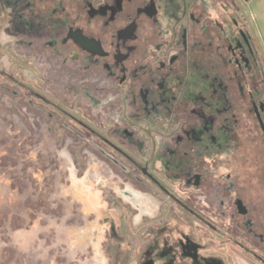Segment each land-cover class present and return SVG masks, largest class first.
I'll list each match as a JSON object with an SVG mask.
<instances>
[{
    "label": "rangeland",
    "instance_id": "obj_1",
    "mask_svg": "<svg viewBox=\"0 0 264 264\" xmlns=\"http://www.w3.org/2000/svg\"><path fill=\"white\" fill-rule=\"evenodd\" d=\"M82 1L89 11L59 0L65 29L31 33L23 5L0 0V264H161L160 254L168 256L185 236L204 259L264 264V176L257 172L264 171V143L251 129V114L239 110L237 117L238 153L248 161L241 175L249 183L239 187L237 201L230 183L211 185L225 175L232 181L228 168L210 166L187 181L165 175L158 153L200 114L193 110L179 123L161 119L145 84L147 70L187 46L188 32L179 27L177 40L173 34L193 21L187 14L193 4L206 23L241 40L258 82L252 92L248 80L244 91L264 118L263 64L243 16L228 0H135L146 16L128 9L103 30L97 22L104 21L92 23L91 16L115 13L116 5ZM238 1L264 48V0ZM76 6L90 16L76 17ZM135 13V37L120 38L116 31ZM70 30L98 42L100 52L75 47ZM126 46L134 62H126Z\"/></svg>",
    "mask_w": 264,
    "mask_h": 264
},
{
    "label": "trees",
    "instance_id": "obj_2",
    "mask_svg": "<svg viewBox=\"0 0 264 264\" xmlns=\"http://www.w3.org/2000/svg\"><path fill=\"white\" fill-rule=\"evenodd\" d=\"M228 1L235 8L236 12H239L233 0ZM8 2L12 3V0H8ZM13 2H16L18 5H23L24 14L26 12L28 17H32V19L34 20V22L31 21L33 22L32 28H29L30 21L27 16H24L26 17V30L29 32L32 31L31 33H33L35 30L45 31L48 33L54 26L65 29V27L69 24V22L67 21L68 18L67 16H65L64 11L61 10V8L58 6L59 0H13ZM120 3L122 7L130 4L128 0H120ZM75 4L81 5L82 7H86L87 5L82 0H75ZM76 7L72 8L75 9ZM68 8L70 9L71 7ZM75 11L77 14L76 17L78 16L79 19L86 18L88 16L87 11L80 9L79 7H77V10L75 9ZM190 13L195 15V21H198L197 24H189L188 27V39L190 44L194 45V47L185 52L183 54V57H181L179 62L177 63L178 66L176 67V77L178 80V90L176 89V94L185 103H195L201 105L203 102H206L208 104L205 109L211 115L215 116L217 120V124L215 125V127L210 129V136H214V133L219 134V126L221 125L224 118H227L228 120L226 121V125L228 127V131L225 133L227 145L226 149H231L235 155H238V149H240L237 147L239 142L238 130L240 126L237 117L239 115L240 109L238 107L240 106L241 111L246 110L247 113L251 114L252 125L254 126H252L251 129L254 134H257V132L260 133L261 140H263L262 142L264 143V126H262L260 122L261 111H259L258 109L260 108V103H256L255 100H253L252 97H248L246 91H244V85L248 80L250 81L249 91L252 92H255V90L258 88V82L253 79V75H244L240 73L241 68L237 67V62L232 59L230 60L229 51L227 50L229 41L227 38L225 39V37L227 36H225L218 27L212 26L211 23L208 26L206 25L207 27L203 29V25H205L206 22H204L205 18L201 17L203 15L202 12L198 14L197 12L193 13L192 11H190ZM123 15L124 10L122 12H117L114 14L115 17H120ZM102 21H104V23L97 22V26L101 27L103 30H108L110 25L113 26V24L116 23L110 12L106 13L105 19ZM221 47L223 50L227 51L225 54L226 56L224 57L225 66H223V72L222 70L219 71V67H217V65H219L220 63V60L217 57V48L220 49ZM259 60L261 61L260 56ZM214 79L216 81L213 82L212 80ZM218 82H221L224 86H226V89L218 88L216 85V83ZM210 83L214 84L210 86ZM245 98L246 100L248 99L247 102L244 101ZM246 103L250 105H246ZM252 105H254L256 108L255 112ZM221 109H223V113L219 114V111H221ZM243 114L250 118L249 115H246L245 113ZM240 131L244 130L240 129ZM207 141L208 143H210V145L202 147H204L203 149L207 155L206 157L211 158L214 155V151H217V149H222L223 144L221 142L220 144L218 143L219 138L215 139V141H209L208 138ZM199 147H201V144H196L194 148L196 149ZM214 147H216V150ZM248 150H250L248 153H251L252 150L255 151L257 150V148H249ZM195 153L197 154L196 151ZM239 156L240 158L237 157L238 162L236 159L234 163H230L232 166L233 164H236L235 166H237L238 168L239 166L242 167V164L245 165V163H243L245 157L244 154L240 153ZM169 158H167L166 161L168 162L169 166H173L176 161H173L172 156H170ZM257 172H260L261 176L259 177H261L262 179L264 176L262 166H257ZM230 178L236 183H238L239 181L245 182V176H242L233 169L232 172H230ZM250 178H257V176L252 175ZM231 191L236 194L237 201L241 200V197L243 198V196L240 194L238 185L232 187ZM247 219L253 222L251 214H248V218L246 217V221ZM260 222L261 221H258V224H260ZM260 232H262V230H260Z\"/></svg>",
    "mask_w": 264,
    "mask_h": 264
},
{
    "label": "flooded vegetation",
    "instance_id": "obj_3",
    "mask_svg": "<svg viewBox=\"0 0 264 264\" xmlns=\"http://www.w3.org/2000/svg\"><path fill=\"white\" fill-rule=\"evenodd\" d=\"M104 1H105V4L107 7L115 8L114 5H116L115 13L122 12L124 10V15H125L126 10L135 8V12L138 15L146 16L148 14L145 11L144 4H142V2L137 3L139 0L138 1L128 0V2L130 4L123 6L124 8L122 7L120 0H117L119 2V4H118V2H116V0H104ZM133 4H136V6H138V7H136V6L134 7ZM192 5L193 4L187 5V14H188V17L190 16L193 18V21H191V22H190V20L187 22L184 21L180 24V26H178L176 28V32L173 34L174 37H176V40L178 39L179 27L184 30L185 35H186V32L189 33V30H188L189 24H193V23L197 24L198 23V21H195V15L190 13V11H192L193 13L195 12V9L194 10L192 9ZM86 8L88 9L87 6H86ZM88 11H89V9H88ZM107 12H109V11H105L104 14L99 13V12L95 15L93 14L89 21L91 22L94 18H99V19L104 20ZM201 12L202 11H199L197 13L199 14ZM110 13H111V11H110ZM115 13L112 12L111 16L114 18V20L116 22V24L115 23L114 24L116 26L117 23H119L122 16H120V17L116 16L115 17L114 16ZM136 13L133 16L131 15V17H130L133 19V21H134V22L132 21L133 23H130L125 28L118 29L116 31L117 35L120 36V38L131 41L135 37L134 34L136 33V29H137ZM202 13H203V15L201 17L205 18L206 16H204L205 15L204 11ZM88 16H90V15H88ZM92 17H94V18H92ZM178 20L179 19H177V21ZM93 22L94 21H92V23ZM204 22H205V19H204ZM209 23H211V22H209ZM209 23H205V25H203V27H204L203 29H205L208 25H210ZM219 29L223 33L222 29L221 28H219ZM74 32H78L84 37L85 36L88 37V36L86 34H84L82 31L79 32V31L75 30V31L68 32L67 41L71 42L75 47L80 48L69 37V35L71 33H74ZM250 35H251V33H250ZM186 37H187L186 40H188V42L186 43L187 46L185 48L181 47V48L177 49L175 56L170 58V60H168V62L166 64H164V65L160 64L159 68H157L155 70H147L150 73V75H149L150 77L148 78L147 83H145L146 86H148L150 88L152 94L154 95V99L157 101V105H156L157 106L156 107L157 113H156V115L158 117H160L161 119L172 120V121L175 120L179 123L180 122L179 118L181 116L188 115L193 110L200 114V118H198L199 120H197L191 124H188L187 128H185V129L183 128L181 130L184 132H180V134L175 135L174 143H173V146H171V148H169L167 150L166 149L161 150V152L158 153V157L160 158V160H161V162L165 168V175L170 179H178V180L180 179V180H184V181L186 180L187 181V180H190L196 176H200L201 173L206 168H208L210 166L214 169L224 168L226 170V168H228V170L230 172H232V169H233V170H236V172H238L239 174H241V168H242L241 166H239L237 168V166H235L236 164H233V166L230 164L232 162L234 163L236 159L238 162V158H240V156L237 158V156H236L237 154L235 155L231 149H229V150L226 149L227 145H226L225 133L228 131V127L226 125V121L228 119L224 118V120L222 121L221 125L219 126V134L214 133L215 134L214 136H210L209 135L210 129L215 127V125L217 124V120H216L215 116L211 115L205 109L206 106H208V104L206 102H203L201 105L195 104V103L194 104L193 103L192 104L185 103L176 94V91L178 90L177 89L178 80L176 77V73H177L176 67L178 66L177 63L179 62L180 58L183 57V54L185 52H187L192 47H194V45L190 44L189 39H188V35L185 36V38ZM226 38L229 41V46H228L227 50L229 51L230 60L232 59V60H235V62H237V67L241 68L240 73H242L244 75H246V74L253 75L254 72H253V67L251 66L252 64H249V62H248L247 54L245 53V50H244L242 43H241V40L235 36L234 37H228L227 36V37H225V39ZM253 41H254V39H253ZM254 43H255V41H254ZM255 45H256V43H255ZM256 47H257V45H256ZM123 49L126 51V62L128 60H131L132 62H134L132 55H131L132 54L131 50L133 49V47L132 46H126ZM217 49H218L217 50V57L220 60V63H219V65H217V67H219L218 68L219 71L222 70V72H223V66H225V58L224 57L226 56L225 54L227 51L223 50L222 47L220 49L219 48H217ZM257 50H258V47H257ZM258 52H259V50H258ZM259 55H260V53H259ZM120 57L121 56H116V59L118 62L120 60ZM260 58H261V63L263 64V68H264V62L262 60L261 55H260ZM239 62H240V64H239ZM143 72H145V71H143ZM212 81L214 82L216 80L214 79ZM144 82H142V84H144ZM213 84L210 83V86H212ZM216 85L218 88L226 89V86H224L221 82L216 83ZM134 100H136V98H134ZM239 106H240V104H239ZM252 106H253V109L255 112L256 108L254 105H252ZM238 108L241 109V106ZM258 109H259V111H261L260 112V116H261L260 122L263 126V123H264V118L262 119L263 108L260 105V108H258ZM221 113H223V109H221V111H219V114H221ZM208 138H209V141H215V139L219 138L218 143L220 144V142H221L223 144L222 149H217V151H214V155L211 158L206 157L207 155L203 149L204 147H202V146H206V145L209 146L210 145V143H208V141H207ZM196 144H201V147L195 149L194 147ZM214 148L216 150V147H214ZM195 151L197 152V154L195 153ZM170 156H172L174 162L176 161L173 166H169L168 162L166 161V159L169 158ZM208 156H210V155H208ZM202 158H203V160H202ZM217 161L219 163H217ZM226 177H227V175L224 176V179L222 177H219L217 179V181L211 183V185H214V187L217 188V186L218 187H220V186L224 187L230 183L231 188H232L235 185L242 187L243 184H249L246 181L245 182L239 181L238 183H236L233 180L228 181ZM251 185H253V182H251ZM167 249H168V256L165 257L164 254H160V259L164 260L161 264H220L218 261H215L213 259H204V258L200 257L199 246L194 241L190 240L187 236L183 237L178 242H175L172 247H169ZM172 249H176L179 252V255H180L179 258L180 259L176 257L177 255L172 252ZM145 261L148 262L151 260L147 259ZM147 262H145V263H147Z\"/></svg>",
    "mask_w": 264,
    "mask_h": 264
},
{
    "label": "water",
    "instance_id": "obj_4",
    "mask_svg": "<svg viewBox=\"0 0 264 264\" xmlns=\"http://www.w3.org/2000/svg\"><path fill=\"white\" fill-rule=\"evenodd\" d=\"M233 2L236 4L240 14L243 16L244 20L246 21V24L249 28V31L251 33V36L252 38L254 39L257 47H258V50H259V53L262 57V60L264 62V49H263V46L259 40V38L257 37L255 31H254V28L252 26V23L250 21V19L248 18L247 14L245 13L241 3L238 1V0H233ZM69 37L72 39V41L77 45L79 46L80 48L86 50V51H89L91 53H99L100 52V46L98 44V42L94 41V40H91V39H87L85 37H83L80 33L78 32H74V33H71L69 35ZM145 264H153L152 261H149Z\"/></svg>",
    "mask_w": 264,
    "mask_h": 264
}]
</instances>
